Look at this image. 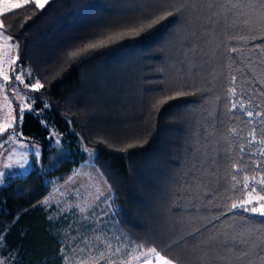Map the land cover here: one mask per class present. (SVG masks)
<instances>
[{"label":"trees","instance_id":"16d2710c","mask_svg":"<svg viewBox=\"0 0 264 264\" xmlns=\"http://www.w3.org/2000/svg\"><path fill=\"white\" fill-rule=\"evenodd\" d=\"M226 4L49 0L42 10L29 4L2 17L5 34L19 45L16 66L43 85L27 91L36 102L22 116L13 102L15 123L0 135L15 129L41 147L39 165L0 187V236L11 264H61L59 240L39 203L48 180L68 178L85 148L95 151L91 160L111 189L118 225L136 246L172 245L173 254L198 264L213 235L241 223L228 209L240 194L233 166L251 175L264 160L251 155L259 145L248 144L253 127L261 138L255 112L264 97L255 82L238 81L237 96L230 93L240 57L225 52L237 46L226 39L235 31L224 23ZM166 10L174 15L145 26ZM89 43L100 46L70 55ZM252 77L260 79L259 67L246 71L245 79ZM241 101L254 112L252 124ZM49 127L60 133V145L51 144Z\"/></svg>","mask_w":264,"mask_h":264},{"label":"snow or ice","instance_id":"6c2138e0","mask_svg":"<svg viewBox=\"0 0 264 264\" xmlns=\"http://www.w3.org/2000/svg\"><path fill=\"white\" fill-rule=\"evenodd\" d=\"M48 3L49 0H19L16 3L0 0V40L4 41V47L8 50L4 53L5 59L0 61V65L8 62L14 65L15 60L10 58L9 53L19 48L18 43H11L13 37L5 34L7 26L4 24L2 17L6 13L23 9L29 4H34L36 9L42 10ZM209 6L212 7V5ZM175 11L179 12L181 8H176ZM172 15H174L173 11L166 10L163 15L150 20L145 26L150 28L167 16ZM224 23L226 27L235 29L232 33H226V39L237 42V46L229 47L226 45L225 52L238 53L240 57V66L235 69V72L240 75L239 77L235 74L231 76V95L237 96L239 84H251L255 82L261 85L259 93L264 97V0H227ZM145 26L139 29L133 28L131 31L134 34H139V32L144 30ZM108 39H111V37ZM98 46L100 45L97 43H89L78 52H73L70 55L75 57L80 52H85ZM233 64H236L235 60H233ZM255 67L260 68V79L256 80L255 77H252L251 80L245 79L246 71L250 74ZM0 76H3V80L6 82L0 84V89H2L8 86L7 82L10 80L7 70L2 66H0ZM15 80L24 83L22 73L16 75ZM25 87H28V85L25 84ZM42 87L43 85L40 84L39 80L32 85V88L35 90H39ZM249 102H251V97H249ZM239 107L250 118L248 123L252 124L253 120L251 118L254 116V112L249 110L243 101L239 103ZM255 107L260 108L261 106L256 105ZM231 108L236 109L237 103L233 102ZM23 111L24 109L21 108L19 111L20 116L23 115ZM255 116L260 120L259 135L261 138L257 139V128L253 127L248 134V144L259 145L257 151L251 153V155L264 157V108L256 111ZM12 126V121L0 124V135L6 133ZM232 132L236 134L237 129H232ZM15 135L17 134L13 132L7 140L0 143V148L4 147V144L9 143ZM240 150L243 152L245 146L241 145ZM34 152L36 157L40 155L39 149H34ZM9 159H11V156H9ZM16 163L20 168H24L28 164L27 153H24L22 158L17 160ZM11 166V164L5 165L6 168ZM233 167L237 172L241 173L239 177L235 174L231 177L233 189L238 190L240 194L237 197L230 198L232 202L228 205V209L229 211L235 210L239 213L238 218L241 223L238 226L219 231L218 234L213 235L208 241L207 247L203 251L202 259L198 264H264V160L255 162L251 175H249L247 169L240 168L238 165H234ZM4 176L5 173L0 171V183L4 182ZM256 224H260L261 227L256 228ZM103 243L105 251L98 254L94 264H100V261L105 259L106 253L118 255L122 249H127L128 247L119 243L113 247L110 241H104ZM173 244L179 247L178 243L173 242ZM128 256L132 259L130 261L125 259L122 264H136V262L141 260L142 264H188V261L182 256L173 254L172 245L163 246L160 250H157V247H149L144 250L143 245H137L131 251L125 252V257ZM106 264H117V262L108 259L106 260Z\"/></svg>","mask_w":264,"mask_h":264},{"label":"rangeland","instance_id":"374dc122","mask_svg":"<svg viewBox=\"0 0 264 264\" xmlns=\"http://www.w3.org/2000/svg\"><path fill=\"white\" fill-rule=\"evenodd\" d=\"M8 2L16 3L19 2V0H8ZM7 51L8 50L4 47V41L0 40V61L5 59L4 53ZM9 56L11 59L15 60V64L13 65L8 62L0 65L7 70L10 77L9 82H7L8 86L0 89V124H6L12 121L14 125L13 102L16 103L19 111L21 108L24 109L23 112L31 110L36 100L31 97L27 91L33 89L32 85L36 83L37 79L26 66H16V50H12ZM21 73L24 83L15 80V76ZM4 83L6 82L3 80V76H0V84ZM25 84H27L28 87H25ZM43 124L45 125V122H43ZM49 130L52 136L51 144L60 145V133L53 127H49ZM13 132L17 135L13 136L9 143L4 144V147L0 148V171L5 173L4 182L0 183V187L6 184L11 178L25 175L35 165H39L41 160L40 145L24 138L21 135V131L12 129L5 137L0 138V143L7 140ZM57 141L59 142L57 143ZM34 149H39L40 155L38 157L35 156ZM84 151L86 154L85 160L81 161L74 168L73 173L68 178L62 181L56 179L48 180L50 190L39 203L45 209L50 208L55 217L66 215L67 218L72 221L71 226L74 228L79 223V219L76 218V210H83L82 219L84 220L82 221L93 219V217L89 216V211L93 209L95 198L99 196L101 192L105 191L100 188V185H107L103 181L102 174L91 160L95 151L91 148H85ZM24 153H27L28 164L25 165L24 168H20L16 161L20 160ZM9 156H11V159H9ZM8 164L12 166L6 168L5 165ZM74 228L64 235L65 249L68 248L73 239L72 235H74ZM9 256L10 254L5 250L3 239L0 236V264H11L12 259L10 258L11 256Z\"/></svg>","mask_w":264,"mask_h":264},{"label":"crops","instance_id":"0c3cea01","mask_svg":"<svg viewBox=\"0 0 264 264\" xmlns=\"http://www.w3.org/2000/svg\"><path fill=\"white\" fill-rule=\"evenodd\" d=\"M103 181L107 184L104 179ZM100 188L105 191L101 192V194L95 198L93 209L89 211V216L93 217V219L82 221L84 220L82 219L83 211L76 210L77 216H75L79 219V223L75 228L71 226L72 221L67 218L66 215L55 217L50 208L45 209L42 207L46 213L47 220L50 222L52 233L56 235L59 240L58 256L60 257L61 264H94L98 254L105 251L104 241H110L113 247L118 243L127 245L128 247L127 249H122L121 253L118 255H109L106 253L105 259L101 260L100 264H106V260L108 259L116 261L117 264H122L125 259L129 261L132 259L130 256L125 257V252L131 251L136 245L127 239L118 225L111 203V189L108 184L100 185ZM73 228V239L68 248L65 249L64 235ZM144 250L146 249L144 248ZM136 264H142V260L136 262Z\"/></svg>","mask_w":264,"mask_h":264}]
</instances>
